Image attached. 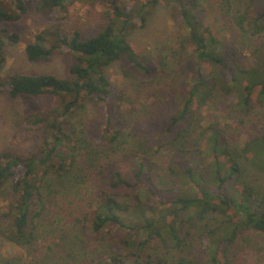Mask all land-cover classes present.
Masks as SVG:
<instances>
[{
  "label": "trees",
  "instance_id": "trees-1",
  "mask_svg": "<svg viewBox=\"0 0 264 264\" xmlns=\"http://www.w3.org/2000/svg\"><path fill=\"white\" fill-rule=\"evenodd\" d=\"M75 1L37 0L36 9L51 19L52 11L63 10L66 4ZM109 1L110 10L104 11L108 21L96 35L83 39L78 30L68 32L62 24L53 23L25 45L30 61L47 60L56 51H70L76 62L69 68L68 77L50 73L0 76V92L5 91L11 98L22 95L58 98V103L48 111L24 117L26 124L43 132L38 150L26 156L0 153V189L7 185L9 193L5 210L0 214V234L39 260L43 220H73L81 228L89 226L93 233L115 224L125 230L118 241L123 249H115L108 240L102 256H88L76 264L241 263V252L235 250L239 237L253 230L264 232V191L253 178H245L247 171L264 173V124L262 133L251 137L236 152L223 128L213 123L202 128L196 124L197 110L191 106L194 101L202 103L215 89H220L226 97L234 98L229 106L236 113L251 116L256 107H264V0H246L244 10L237 16L244 34L263 37L252 50L255 62L249 66L239 63L234 46L221 41L200 22L197 15L200 0H165L180 18V41L188 46L194 60L195 82L167 122L156 125L154 132L149 129L145 133L143 148L139 142L138 148L131 147L123 156L130 161L131 176L126 177L111 161L102 162L96 173L103 177L86 199L87 208L70 215V206L64 199L80 156L81 139L70 126V116L86 102L105 105L108 118L99 142L94 145L101 155L114 151L128 143L125 136L131 124L126 108L122 107V97L114 93L104 68L118 61L124 76L141 73L154 79L171 67L168 58L155 62L151 57L139 55L128 40L135 27V16L142 26L148 11L160 0H132L130 10L120 0ZM26 11L24 0H0V22L17 21ZM3 37L12 42L18 40L17 34L0 28V72L6 59ZM175 61L178 65L181 56H176ZM188 143H195L196 147L190 148L192 155L184 162L183 175L177 173L170 160L166 165L170 181L165 182L161 164L153 159V154L169 150L184 153L188 151L185 147ZM202 143H207L206 154L210 157L205 165L202 160L195 163V154ZM251 143L259 148L261 159L248 156ZM91 157L87 153L83 161L91 165ZM57 187L62 189L61 197L54 194ZM46 188L53 193L49 197ZM153 244L156 245L152 247ZM158 247L163 255L147 252ZM15 262L14 258L0 254V264Z\"/></svg>",
  "mask_w": 264,
  "mask_h": 264
},
{
  "label": "rangeland",
  "instance_id": "rangeland-1",
  "mask_svg": "<svg viewBox=\"0 0 264 264\" xmlns=\"http://www.w3.org/2000/svg\"><path fill=\"white\" fill-rule=\"evenodd\" d=\"M24 2L27 11L22 18L17 21L0 22V28L18 35L16 42L3 37L6 59L0 76L3 78L11 73H50L68 77L69 68L76 62L75 56L70 51H56L47 60L30 61L24 50L25 45L33 42L38 32L53 23L62 24L68 32L78 30L83 39L96 35L108 21L104 11L110 10V1L104 0L105 3L96 1L90 4L77 0L72 4H66L63 10L52 11L51 19H47L45 13L36 9L37 0H24ZM120 4L130 10L134 2L120 0ZM246 4V0H200L197 15L200 22L208 26L213 35L237 49L239 63L249 66L255 62L252 50L263 37L244 34L239 29L237 16L244 10ZM172 7L165 0H160L148 11L146 22L142 26H140L139 17L135 16V27L128 34L131 46L139 55L151 57L155 62L162 57L168 58L171 61V67L167 71L150 79L141 73L124 76L118 61L104 68L114 93L116 95L120 93L122 107L128 112L127 118L131 124L128 135L125 136L128 143H124L122 147L118 146L114 151H106L102 155L94 145L95 142H99L101 130L105 127L108 118L105 105L95 106L86 102L70 116V126L81 137L78 142L80 156L73 167V180L64 199L70 206V215L82 213L87 208L84 205L86 199L92 196L94 185L100 184L103 177L102 174L96 173L99 169L98 165L102 162L111 161L126 177L131 176L130 161L123 156L130 152L131 147L138 148L137 144L139 142L141 144L149 129L154 132L156 125H164L167 122V118L181 106L195 82L194 60L188 46L180 41V18L171 10ZM178 55L181 56V61L177 65L175 60ZM170 70L172 72L167 74ZM214 70L218 71L220 68L214 67ZM233 100L232 96L226 97L220 89H215L210 98L200 104L194 101L191 107L197 110L196 124L199 127L213 123L223 128L237 152L239 146L251 137L262 133L264 107H256L255 113L251 116L242 115L231 110L229 104ZM57 103L58 98L55 96L22 95L11 98L5 91L0 92V153L8 151L26 156L38 150L42 145L43 132L26 124L24 117L31 113H44ZM132 140L135 145H132ZM193 145L186 144L188 151H183L184 153L169 150L165 153L153 154V159L161 164V173L165 182L170 181V174L166 167L168 161L172 160L177 173L183 175L184 162L191 158L190 148L192 149ZM249 145L248 156L252 155L261 159V152L255 146L256 144ZM125 146L128 147L124 149ZM141 147L143 148L142 144ZM81 148L83 149L80 150ZM199 149L195 154L197 157L195 163L202 160L205 165L210 160L206 154L207 143L199 145ZM138 151L141 152L140 149ZM87 153L92 155L91 165L83 161ZM108 173L109 170L106 171V175ZM246 174L245 178H253L257 186L264 191V173L257 175L253 174V171H247ZM185 183L186 179L183 181V184ZM60 189V187L54 189V194L61 197ZM45 193L49 194L48 197L53 194L47 188ZM8 196L6 185L0 189V214L5 210ZM42 222L39 260H34L32 254L26 249L11 244L1 234L0 254L7 258H14L16 264H76L77 261L88 256H102L106 252L108 240L115 249H123L118 241L124 236L125 230L115 224H108L103 231L93 233L89 226L88 229L81 228L79 224H74L73 220H43ZM52 222L56 224L53 225ZM155 245L153 244L152 247ZM158 248L153 251L150 248L147 252L153 256L163 255L161 254L163 250ZM235 250L241 252V263L238 264H264V232L253 230L243 233L235 244Z\"/></svg>",
  "mask_w": 264,
  "mask_h": 264
}]
</instances>
